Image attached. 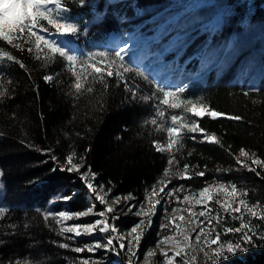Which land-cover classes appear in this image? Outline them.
<instances>
[{
    "label": "trees",
    "instance_id": "obj_1",
    "mask_svg": "<svg viewBox=\"0 0 264 264\" xmlns=\"http://www.w3.org/2000/svg\"><path fill=\"white\" fill-rule=\"evenodd\" d=\"M156 1L92 0L90 9L73 6V15L87 23V30L82 29L77 40L82 50H95L98 46L114 49L110 34L118 32L125 37L135 28L134 8H143ZM198 1L183 0L175 4L182 8H196ZM251 3L253 12L241 14V24L245 27L253 17L264 18V0H252ZM159 45L149 43L139 51L129 50L128 58L146 74L155 76L143 56ZM0 47L16 55L25 65L21 68L19 64L7 61L0 65V73L4 74L0 83L8 89L0 101V169L4 173L1 176L3 203L10 209L4 218H0V240L3 241L0 243V264L23 261L69 264L71 252L53 243L65 242L58 235L59 227L45 221L43 213L55 194L64 190L69 194L70 187L77 184L74 180L76 174L59 169L53 172L52 169L57 164H65L66 157L74 153L75 162L79 160L81 163L80 157H85V168L90 166L104 191L145 197L146 190L151 191L168 166L169 154L157 152L152 144L153 140H163L166 132L144 123L152 118L151 102H141L138 98L133 102L131 93L125 92L122 84L118 87L115 78L107 79V90L103 84L97 83L90 85L95 89L92 93L77 96L72 89V70L59 57L55 62L45 61L43 53H21L3 42ZM180 53L170 58L180 62ZM49 74L54 78L46 82L43 77ZM129 80L140 84V94H151L152 89L142 78L129 74ZM186 89V95L203 97L216 110L240 115L244 119L203 118L201 126L209 134H216L223 147L200 143L199 134L196 141L190 138L191 134H186L184 149L175 154L179 169L189 163L194 175L197 171H205L207 165L206 175L194 176L191 180H173L174 184L183 183L195 191L213 177L225 182L235 181L240 188L248 189L246 199L249 203L259 201L264 205V170L255 166L261 173L257 176L239 168L233 158V154H238L244 147L264 159V87L261 85L259 92L244 96L243 90L252 88L231 83L225 74L214 76L211 72L206 82L191 83ZM52 155L58 160L53 161ZM218 168L239 170L217 175ZM83 198L77 195L72 204L85 209ZM252 224L264 231V222L253 220ZM11 225H16L15 229ZM228 225L238 226L230 218ZM13 231L15 234H11ZM251 251L261 260L264 258V246L253 247Z\"/></svg>",
    "mask_w": 264,
    "mask_h": 264
},
{
    "label": "snow or ice",
    "instance_id": "obj_2",
    "mask_svg": "<svg viewBox=\"0 0 264 264\" xmlns=\"http://www.w3.org/2000/svg\"><path fill=\"white\" fill-rule=\"evenodd\" d=\"M73 6L90 9L92 0H0V42L21 53L25 51L29 54L33 51L43 53L42 58L45 61L55 62L56 57L65 61L72 70L74 78L72 89L77 96L84 92L92 93L95 89L90 85L97 83L103 84L104 89L107 90L109 88L107 79L115 78L118 87L122 84L125 92L131 93L130 99L133 102L137 98L141 102H151V108L154 110L152 118L145 120L144 123L155 126L158 131L166 132V144L157 140H153L152 144L157 152L168 153L169 159L168 166L163 170V177L158 181L160 187L153 185L150 193L146 190L147 206L141 203L140 209L135 212L138 217L143 218L124 235H120V230L115 223L119 217L114 213L121 201H126L128 197H117L115 207L105 206L99 212H96L93 207L77 212L50 210L43 213V219L45 221L54 220L59 226L58 235L73 243L82 236H94L97 232L107 236L104 241L95 240L82 247L71 248L77 254L87 252L95 256L99 250L115 251L117 254L126 252V264H133L134 258H138L137 249L142 240L145 219L147 226L150 227L152 217L158 207L170 205L174 200L177 205L187 203L189 206L186 208L172 207L171 213L168 212L167 206L164 207L166 222L160 224V230L170 234L162 235L157 240V246L161 243L169 245L171 254L168 250L161 248L162 264H190L188 255L193 249H199L210 264H220L222 260L226 261L237 254L247 253L253 247L264 246L256 242H264V231L252 224L253 220L264 222V205L259 201L250 204L246 199L248 189L238 187L237 182H224L214 178L213 183H206L199 188L198 194L183 184L169 187L173 180H191L194 176L204 177L206 175L207 165L204 166L205 171H197L194 175L191 172L193 166L189 163H184L182 170L172 171L173 167L179 169V161L175 154L184 149L186 134H191L190 138L193 141L197 140L199 134L200 143L223 147L216 134H209L201 126L200 122L203 118L241 121L244 117L218 111L205 102L203 97L186 95V87L168 85L155 76L146 74L144 70L134 66L129 60L128 43H123L122 46L114 49H95L86 52L78 46H73L82 29L87 30V23L82 18L73 15ZM203 7L215 9L220 6L208 0ZM228 19L226 11L218 12L213 30L219 29L221 24L226 23ZM100 23H103V20ZM5 61L25 68L24 63L16 55L0 47V65H3ZM129 74L142 78V81L152 89L151 94H140V84L130 83ZM3 75L0 73V80ZM53 78L51 74L43 77L46 82H51ZM259 91L260 89L254 87L250 90H243L242 94L250 96ZM7 93L8 89L0 83V101ZM74 155V153L68 155L65 164H57L52 171L59 169L71 174L78 173L89 193L94 194L96 201L104 205L106 197L96 191L97 187L103 189L104 186L95 183L96 174L91 172L90 166L85 170L83 164L85 157H80L81 163H77ZM51 158L53 161L58 160L55 155ZM233 158L239 168L254 172L257 176L261 173L255 166L264 170V159L244 147L239 149L238 154H233ZM239 168H218L216 172L217 175L221 172L227 174L230 171H238ZM2 175L4 173L0 169V176ZM69 199H71V194L63 196L65 202ZM213 203L217 206L216 208L212 207ZM129 207L134 208L135 205L130 204ZM9 211V208L0 206V218H4ZM221 212L223 215L220 214ZM90 214L98 218L90 223H69L73 220L79 221ZM245 217L248 218V222H245ZM229 218L233 222H239L238 226H228ZM186 219L189 224H196L198 230L195 228L192 232L184 230L181 222ZM15 227L16 225H11L12 229ZM24 227L28 228L29 225H24ZM193 235L195 244L191 242ZM225 237H235V239H225ZM0 243L3 241L0 240ZM53 243L61 249H70V244L67 242L53 241ZM154 255V250L145 253L146 257ZM190 259L194 264L197 258L192 256ZM37 264H43V262L37 261ZM80 264H101V262L90 257H82Z\"/></svg>",
    "mask_w": 264,
    "mask_h": 264
},
{
    "label": "rangeland",
    "instance_id": "obj_3",
    "mask_svg": "<svg viewBox=\"0 0 264 264\" xmlns=\"http://www.w3.org/2000/svg\"><path fill=\"white\" fill-rule=\"evenodd\" d=\"M181 1L183 0H158L143 8H134L135 16L132 18L136 20L135 28L133 31L127 33L126 38L123 40L124 42H122L119 35H113L112 40L114 42V48L122 46L123 43H128L129 48L131 47L129 50L139 51L146 44L159 43V48L151 53L146 52L143 57L145 63L155 72V77H158L157 79L163 81L165 84L169 83L168 85L173 84L177 86V81H175V79L178 81L186 80L181 87H188L191 83L206 82L210 73L213 72L214 76L225 74L228 80L234 84L251 82L264 87V18L253 17L246 27L241 24L243 20L241 14L248 11L253 12L252 0H211L212 3L220 6L215 9L203 7L208 0L198 1L199 4L196 8H182L180 5L177 6L175 4ZM238 6L242 9L238 8ZM222 11L227 12L229 19L226 23L221 24L219 29L213 30L216 14ZM213 21L214 23H211ZM207 24L208 26H206ZM74 45L77 46L76 44ZM180 51L181 63L174 64L170 57ZM170 65H173V69L168 70V68L171 67ZM166 140L167 134L166 137L159 142L166 144ZM78 162L79 160L77 163ZM173 169L176 171L180 170L175 167H173ZM85 170L87 169L85 168ZM74 178L77 184L70 187L69 194H71V199L66 202L63 200V196L68 194L67 190L58 192L54 195L46 211L51 210L55 212L69 210L77 212L93 207L96 212H99L105 206L114 207L117 197H128L126 201H121L125 202V208L121 211L120 215H116L119 217L115 223L120 230V235L126 234L143 218L138 217L135 212L140 209L141 203L147 206L146 196L135 198L128 194L114 195L111 191L107 192L97 187L96 191L99 192L100 195L106 197L105 204L101 205L96 201L95 195L89 193L85 184L80 180L78 173ZM214 178L219 179L213 177L206 181V183H213ZM95 183L101 185L99 179L96 177ZM206 183H204V185ZM180 184L183 183H178L176 185L172 181L169 187H175ZM156 187H160L158 182ZM198 190L199 189L192 191L198 194ZM77 195H81V198L84 197L83 202L86 206L85 209H79L80 206H78V204H72L73 199ZM3 196L4 184L0 176V206H5L3 203ZM130 204L135 205V207L130 208ZM184 205L185 203L177 205L173 200L170 205L159 206L152 217V224L150 227L147 226V220L145 219L142 240L137 249L138 258H134L136 261H134L133 264H150L151 261L156 263L161 261L160 264H162V259L159 257V254H155L153 257H146L145 259H142L140 254L149 238L154 235L161 237L162 235L170 234L167 231L161 232L160 230V224L166 222L164 207L167 206L168 212L171 213L172 207L184 208ZM212 207L216 208L217 206L213 203ZM97 218L98 216L90 214L88 217L82 218L79 221L73 220L69 221V223H90ZM49 221L56 225L54 220L49 219ZM245 222H248V218H245ZM236 223L238 224L239 222ZM192 225L193 224L187 222V219L181 222L182 228L186 231L188 230L185 227ZM196 227L198 230L197 225ZM106 238V235L98 232L94 236H82L78 238L75 243L63 238L65 242L70 244V249H68L71 252L69 264H80V259L82 257H90L94 260H99L101 264H126V252H119V254H117L115 251L106 252L104 250H99L95 256H93L87 252L77 254L71 250V248L76 246L82 247L84 244L91 243L95 240L104 241ZM229 238L235 239V237H225V239ZM192 243L194 244L195 242ZM192 256L197 258L194 264H210V261L204 257L199 249L189 251L188 258L190 264H193L190 259ZM15 264L37 263L23 261L21 263L15 262ZM220 264H264V258L261 260L258 255L250 249L247 253L237 254L226 261L222 260Z\"/></svg>",
    "mask_w": 264,
    "mask_h": 264
},
{
    "label": "bare ground",
    "instance_id": "obj_4",
    "mask_svg": "<svg viewBox=\"0 0 264 264\" xmlns=\"http://www.w3.org/2000/svg\"><path fill=\"white\" fill-rule=\"evenodd\" d=\"M125 205H126L125 202H121L119 208L115 211L114 215H120L121 211L125 208ZM188 206L189 205L187 203H185L184 208H186ZM185 228L188 230V232H192V230L194 228L197 229L196 225H194V224L192 226H186ZM158 239H160V237L158 235H154L151 238H149V240L147 241L146 245L143 248V251L140 254V256H141L142 259H145L146 258L145 253L148 252L149 250H154V253L155 254H159V257L161 259H162V255H161V251H160L161 248L168 250L169 254H171V248H170L169 245L161 243L159 246H157V240ZM191 242H195L194 235L191 238ZM134 261H136V259H134ZM149 262H150V260H149ZM160 262L158 261L156 263V262H152L151 261L150 264H160ZM147 264H149V263H147Z\"/></svg>",
    "mask_w": 264,
    "mask_h": 264
}]
</instances>
